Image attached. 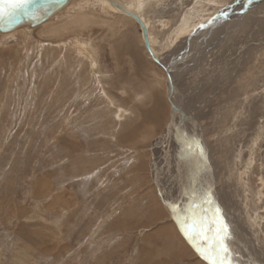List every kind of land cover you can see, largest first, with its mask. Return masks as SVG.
<instances>
[{
    "label": "rangeland",
    "instance_id": "1",
    "mask_svg": "<svg viewBox=\"0 0 264 264\" xmlns=\"http://www.w3.org/2000/svg\"><path fill=\"white\" fill-rule=\"evenodd\" d=\"M143 2L210 172L201 215L235 264H264V0ZM111 10L0 31V264H207L179 226L197 164L167 135L168 76Z\"/></svg>",
    "mask_w": 264,
    "mask_h": 264
},
{
    "label": "water",
    "instance_id": "2",
    "mask_svg": "<svg viewBox=\"0 0 264 264\" xmlns=\"http://www.w3.org/2000/svg\"><path fill=\"white\" fill-rule=\"evenodd\" d=\"M74 0H24L23 7L18 8L11 13L9 11L5 10L3 12H0V31L2 33H11L15 32V30L21 28V27H38L45 22H48L49 19L55 17L57 14L60 12H63L65 8L71 4ZM109 5L111 6L112 9L117 10V13H120L122 15L128 16L131 19L135 20L138 25H140L141 32H142V39L143 42L145 43V48L147 53L149 54L150 58L154 60L158 65H160L164 71L166 72V75L168 76V81H167V93H168V100L171 105V120H170V126L176 125V119H174V113L175 111L180 114V120H178V123H182V120H189L188 122L190 123V126L193 130V134H191L190 137H186V134H184V140L188 144V146L193 150L194 155H200L201 156V162L204 168H206V161L203 159V153L201 151V144H198V147H196V144H194L195 140V135H197L196 130L194 129L195 127L193 126V121L192 119L188 118L186 115L185 110H183L182 106L180 105V102H178V96L175 90L174 86V81H175V76L172 74V67L169 66L163 59L160 58L159 53L155 51L153 48V43L151 42L150 38V28L145 22L143 16H141L135 8H132L131 6L126 5L123 3L121 0H107ZM113 11V10H111ZM115 12V11H113ZM178 99V100H177ZM182 119V120H181ZM185 123V122H184ZM195 136V137H194ZM197 139V138H196ZM193 164H195V159H197L195 156H193ZM201 173L198 174L197 176V181L194 182L192 180L191 187L188 189V196H187V201L189 208L194 204L193 199L194 196L191 195L193 194V190H195L196 185L201 181L202 178L200 177ZM218 200V199H217ZM219 207V204L218 206ZM181 222V221H180ZM224 222V221H223ZM180 230H182L184 234V230L182 228V224L179 223ZM186 241L191 245V247H194L196 250V243L190 240L188 237L185 236ZM207 243V241H199V243L204 244ZM198 253V251L196 250ZM198 255H200L198 253ZM201 256V255H200Z\"/></svg>",
    "mask_w": 264,
    "mask_h": 264
},
{
    "label": "snow or ice",
    "instance_id": "3",
    "mask_svg": "<svg viewBox=\"0 0 264 264\" xmlns=\"http://www.w3.org/2000/svg\"><path fill=\"white\" fill-rule=\"evenodd\" d=\"M248 3H251V0H248ZM23 4L24 0H0V12L7 10L11 13L23 7ZM221 15H226V13L222 12ZM173 210L179 217L181 213L178 206L174 205ZM202 212L201 205L193 204L191 206L189 214H186L185 219L181 221L185 236L193 242L207 241L206 244L196 243L195 245L196 250L207 264H235L232 250L227 242L230 236L228 226L222 218L209 224L205 216L201 215ZM196 217L203 222L193 219ZM189 219H193L191 224L188 223Z\"/></svg>",
    "mask_w": 264,
    "mask_h": 264
},
{
    "label": "bare ground",
    "instance_id": "4",
    "mask_svg": "<svg viewBox=\"0 0 264 264\" xmlns=\"http://www.w3.org/2000/svg\"><path fill=\"white\" fill-rule=\"evenodd\" d=\"M102 1V3L104 4V6H107L109 9H112L111 8V6L109 5V3H108V1L107 0H101ZM123 3H125L126 5H128V6H131L132 8H135V10L141 15V16H143V18H144V20H145V22L147 23V25L149 26V28H150V38H151V42L153 43V48L155 49V51L156 52H158L159 53V56H160V58L161 59H163L162 58V54L164 53V52H161L160 53V51L157 49V47L155 46V42H153V38H152V31H151V28H152V25L150 24L151 22H150V20L147 18V16H146V14H145V12H144V8H143V6H144V2H143V0H129L128 2H125L124 0H121ZM261 1V0H260ZM259 4V3H258ZM243 6V5H242ZM243 9V8H242ZM113 10H115V9H113ZM236 10V9H235ZM244 10V9H243ZM117 11V10H116ZM223 17V16H222ZM202 18V17H201ZM207 18V17H206ZM209 18V17H208ZM234 18V17H233ZM202 19H205L204 18V15H203V18ZM213 19V18H212ZM200 20V19H199ZM202 21L203 20H201V23H202ZM185 22V21H184ZM183 22V23H184ZM213 22H215V21H213ZM45 23H47V22H45ZM44 23V24H45ZM199 23V22H198ZM196 24V23H195ZM43 25V24H42ZM220 29H222V28H220ZM17 30H19V29H17ZM16 31V30H15ZM220 31V30H219ZM11 33H14V32H11ZM11 33H5V34H11ZM215 37V36H214ZM179 39V38H178ZM201 44V43H200ZM149 55V54H148ZM150 57V56H149ZM164 60V59H163ZM172 73H173V71H172ZM173 76H174V74H172ZM176 80L174 81V86H175V90H176ZM178 84V83H177ZM177 93V92H176ZM177 96L179 97V93H177ZM179 116H178V112H176L175 111V113H174V119H176V125H174V126H169L170 128H169V130H167V135H168V138L169 137H172V135H173V138L175 139V137H177V136H175V135H180L181 137H179L180 139H182V141L181 142H183L184 144H186V146L188 145L186 142H185V140H184V134H186V137H189L190 135L188 134V132L184 129V127H182L181 126V124L182 123H178V120H179V118H178ZM189 123V122H188ZM187 124V123H186ZM170 125V124H169ZM185 125V124H184ZM181 132V133H180ZM177 133V134H176ZM164 138H165V136H164ZM196 138V137H195ZM172 139V138H171ZM167 140V139H166ZM173 140V139H172ZM178 140V139H177ZM178 141H180V140H178ZM163 143V142H162ZM167 143V142H166ZM176 143V142H175ZM171 149V148H170ZM187 150V149H186ZM183 151V150H182ZM186 152V151H185ZM185 152H183V154L185 155V156H181V157H183V159L181 160V161H187L188 163H192L193 162V156H195V155H190L189 153H188V156H187V154L185 153ZM180 153V152H179ZM179 155V154H178ZM199 157H201L200 155H198ZM197 156V157H198ZM176 161H178V158H176ZM195 161V164H197V169H195V173H192L193 174V181L194 182H196L197 181V176H198V174H200L201 173V178H202V181L204 180V181H208L209 180V178H208V175L210 174V172H208V170H206L205 168H204V166L202 165V162L200 161V158L198 159H195L194 160ZM179 162V161H178ZM193 164V163H192ZM194 164V165H195ZM171 165V164H170ZM188 167V166H187ZM207 171V172H206ZM184 172V171H183ZM191 172V171H190ZM199 172V173H198ZM203 181V182H204ZM188 183V182H187ZM204 187H202V182L200 181L197 185H196V188H195V190H193V194H191V195H193L194 196V203L196 204V205H203V209H206L207 207H211V205H213L214 206V203H215V199H213V198H215V197H213L212 198V195H211V193H212V185L210 184V185H208V188H209V190L210 191H205V189H203ZM208 193V194H207ZM227 199V198H226ZM206 201H207V203H208V201L210 202L209 204H207L206 203ZM209 205V206H208ZM205 206V207H204ZM218 206V205H217ZM216 207V206H215ZM189 210L191 209V208H188ZM218 209V208H217ZM204 212H206V211H204ZM215 213H216V211H214ZM189 213V212H188ZM181 215V214H180ZM222 216V215H221ZM217 218H220V214H219V216L217 215L216 216ZM222 218V217H221ZM216 219V218H215ZM212 220V219H211ZM193 221V220H192ZM191 223V222H190ZM227 224V223H226ZM188 243V242H187ZM189 244V243H188ZM190 245V244H189ZM230 245V244H229ZM190 247H191V245H190Z\"/></svg>",
    "mask_w": 264,
    "mask_h": 264
}]
</instances>
